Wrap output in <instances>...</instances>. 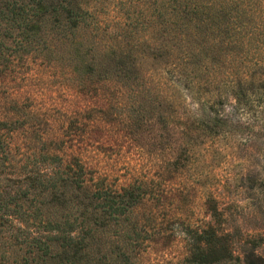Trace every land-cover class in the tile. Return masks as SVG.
Masks as SVG:
<instances>
[{
    "label": "trees",
    "instance_id": "trees-1",
    "mask_svg": "<svg viewBox=\"0 0 264 264\" xmlns=\"http://www.w3.org/2000/svg\"><path fill=\"white\" fill-rule=\"evenodd\" d=\"M29 59L102 108L113 92L118 114L80 123L78 151L53 139L40 170L7 130L0 264H264V227L232 234L210 182L264 99V0H0V76ZM258 158L246 184L264 199Z\"/></svg>",
    "mask_w": 264,
    "mask_h": 264
},
{
    "label": "rangeland",
    "instance_id": "rangeland-1",
    "mask_svg": "<svg viewBox=\"0 0 264 264\" xmlns=\"http://www.w3.org/2000/svg\"><path fill=\"white\" fill-rule=\"evenodd\" d=\"M259 73L263 75L260 79L264 80V70ZM75 85V80L67 78L62 71L48 69L41 61L35 59L17 63L6 76H0L1 164V144L8 136L7 130H12L10 137L14 139L15 151L28 153V166L39 170L50 167L47 163L39 161L38 154L52 148L53 139L63 137L68 143V151H71L72 147L76 151L79 150L76 146L79 142L71 143L70 138L73 133L76 136L85 133L81 130L83 127L80 123L89 126L91 121L103 115V124L108 125L103 131H111L118 114L115 94L110 92L107 104L102 108L103 102L100 100L103 99L97 89L77 88ZM75 115H79L80 119L73 120ZM71 124H74L73 128H70ZM240 130L235 135L228 136L225 141L229 156L226 155L224 163L213 171L215 177L210 181L213 185H219L224 192L223 201L226 204L222 209L227 221L226 227L232 230V234H241L245 229L243 227H264V199L258 194L255 195L246 184L248 173L261 170L262 161L258 156L264 154V99L251 113V119L245 120V125ZM97 163L99 164L95 169L108 168L105 162ZM16 167L18 168L17 165ZM2 185L1 181L0 194ZM191 216L202 220L204 213L198 207H192ZM239 221H244L241 223L244 226H241ZM182 254L181 246H175L163 253H155L149 260L162 258L177 261Z\"/></svg>",
    "mask_w": 264,
    "mask_h": 264
}]
</instances>
